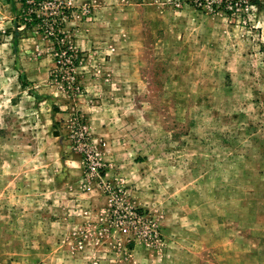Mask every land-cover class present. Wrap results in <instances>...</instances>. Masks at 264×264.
<instances>
[{
  "label": "rangeland",
  "instance_id": "rangeland-1",
  "mask_svg": "<svg viewBox=\"0 0 264 264\" xmlns=\"http://www.w3.org/2000/svg\"><path fill=\"white\" fill-rule=\"evenodd\" d=\"M6 1L0 264H242L264 247V0ZM31 59L49 74L29 78ZM82 125L142 226L89 181ZM76 181L102 213L72 211Z\"/></svg>",
  "mask_w": 264,
  "mask_h": 264
},
{
  "label": "built area",
  "instance_id": "built-area-1",
  "mask_svg": "<svg viewBox=\"0 0 264 264\" xmlns=\"http://www.w3.org/2000/svg\"><path fill=\"white\" fill-rule=\"evenodd\" d=\"M32 1L34 2V5L42 6L45 0ZM218 2L221 4H227V7L232 11L237 10L241 7L244 9L248 7L247 0H218ZM60 22L61 21L55 23L54 21L53 23H50L52 28L48 27L49 32L55 35V31L53 29H55V26L58 27L60 25ZM80 134V140H82V143L78 147L80 148V151L84 157L86 173L88 177H90L89 181L90 179H98V185L104 188L106 191H109V205L111 206L113 221L118 224H122L125 220H132L131 222L135 226H142V220L144 218L138 211L132 209V207H129L128 205H124V203H121L120 205L119 201L122 199L119 197V195H121L123 187L121 185H112V180L108 179V168L111 165L104 161L101 152L97 149V147H95V145L91 143V139L85 125H82ZM150 224L151 223H149V225ZM149 225L148 227H150ZM150 236L158 237V233L155 232Z\"/></svg>",
  "mask_w": 264,
  "mask_h": 264
},
{
  "label": "crops",
  "instance_id": "crops-1",
  "mask_svg": "<svg viewBox=\"0 0 264 264\" xmlns=\"http://www.w3.org/2000/svg\"><path fill=\"white\" fill-rule=\"evenodd\" d=\"M6 2L9 4L10 3L13 4L14 0H8ZM28 52H31V51L28 50ZM32 53H34V50L32 51ZM23 54L24 55H30L31 53H27L26 51H24ZM23 64L26 66V71L31 72V74L30 73L27 74L28 77L29 78H30V76L33 77L34 78L33 80L39 79L38 73L40 70H43V74H41L42 76H44V74L45 75L49 74L50 64H47L46 61L42 62V61H35V60L31 59L29 61L24 62ZM40 67H41V69H40ZM46 73H48V74H46ZM71 157H74L75 159L78 160L77 154L72 153ZM107 159L112 161L110 159V157ZM78 164H79L80 175H83V166L80 162V158H79ZM130 167H132L133 172H134V177H136V173H138V172H136V170L138 168L141 169L142 164H140V162L135 161V162H133V165L124 168L121 173H124V175H125V174H127V172L132 171L130 169L129 170L127 169ZM77 172H78V170H77ZM80 179H81L80 185L82 187L83 178L80 176ZM78 185H79V182L77 183V181H76L75 189L73 192V193H75V195H74L75 197H73V199L71 200V205L73 207L72 211L76 213V212H78V210H76V209H79L80 210L79 212L84 214L83 215L84 218H85V215L87 216V220L90 219L89 215L94 216L96 214L95 212H93V213L90 212V210L97 209V210H101V213H102L107 206V197L105 196L104 192L102 190L100 191L99 189H92L91 191H85V190L83 191L82 188L81 189L77 188ZM77 191H78V194H76ZM87 213L89 215H87ZM208 229H209L208 231H211L212 230L211 226ZM189 232H191V231H189ZM204 232H205V230H204ZM215 233L217 234L216 228H214V234ZM262 235L264 237V232ZM203 237L206 240H204V241L201 240L199 242L195 241V243L193 245L195 248H199V249L209 248V249H211V248L216 246L217 241L215 239H212L211 235H209V236L203 235ZM260 244H261L260 242L257 243L258 248L254 249L253 252L250 254L251 256L244 259L242 264H250V263H252V264H264V247L261 246Z\"/></svg>",
  "mask_w": 264,
  "mask_h": 264
}]
</instances>
